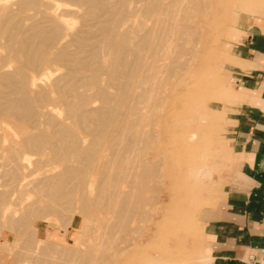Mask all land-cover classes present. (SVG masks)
Wrapping results in <instances>:
<instances>
[{"label":"rangeland","instance_id":"rangeland-1","mask_svg":"<svg viewBox=\"0 0 264 264\" xmlns=\"http://www.w3.org/2000/svg\"><path fill=\"white\" fill-rule=\"evenodd\" d=\"M104 1L108 2L102 3L103 1H101L99 3L102 4L95 3L93 5L95 7L93 8L90 4L77 2L76 0H35L34 5L28 3L29 6H27L23 3L26 9L24 5L23 7L21 6L22 4L19 5L17 3L20 0H0V74L3 72L12 74V78L16 80L15 82H18L17 80L19 79L18 84L21 83L22 85H19L24 87V89L26 88V92L30 91L28 93L30 96L34 94V98H36L40 95L38 94L40 92L43 99L46 98L42 102V98L39 99L40 102H38L39 100L37 102L34 101L32 109L29 110L33 116L30 113L28 117L26 116L27 122L29 121L28 123H24L25 119H21L22 122L17 115L0 114V263L2 264H54L53 262L55 261H58L59 264L64 263V261L68 264H199L201 262L198 258L203 247V223L210 211L219 204L221 189L226 182L225 177L231 171L230 162L234 157L232 149L229 146L230 138L227 136L231 122L229 117L232 110L231 105L238 100L233 88L234 83L228 70L229 65L237 63L233 62V56L229 51L232 33L235 27L247 16L262 11L264 0H161L162 5L166 7L164 6V9H162L163 6L155 9L152 8V12L150 11V13L149 11H144L145 13L140 11L135 12L134 9L140 6V3L137 2L138 0H127L125 8H128V11L125 14L126 16L124 15V19L126 20H121L119 27L121 26V29L128 28L129 38H131L129 41L132 48L136 44L141 46L140 42L144 41V38H141V36L145 35L144 33L150 31V29L156 30V40L161 39L156 44L158 45V42L161 41L164 44L161 43V47H154V45H151V40H149V47L147 44L144 47V41L141 47L144 50H134V54L137 52L135 56L138 54L141 55V59L144 58L141 60L143 63L141 62V65L138 66V69L141 70H138V73L141 75L144 71L145 73L146 71L149 73H144V75H147V80L146 76L142 75L144 79L139 75L140 77L137 79H141L142 81L143 78L144 82H141V85L140 83H135L136 86H134L137 88L134 89V91L136 90L135 93L143 95L141 103L137 100L141 106H138V103H135L136 100H134L135 102L133 101V103L138 107L135 105L136 109H133L131 114L129 113L125 116V119L128 121L131 118L132 121L134 118H137L135 120L136 123L133 121L135 127L130 126L129 135L127 134V138H129L128 142L132 143V146L130 145V148L127 149L131 155L128 158L129 162L123 158V162L119 160L122 165L116 160L114 163H110V171L113 172L115 180L118 181L113 182L117 184V187L119 185V191L127 193L126 195L128 196L124 194L126 196L124 198L125 201L129 198L127 203L131 205L128 206L125 202L128 208L125 206L126 209H123L125 214H122L123 217L119 216L123 221L114 214V209L108 212L111 208L115 207L114 205H116L117 209L120 207L119 197L118 200L117 197H112L111 199L110 194H108V197L102 194L103 197H106L97 198L99 195L97 196L96 194L95 186L98 182L96 171L100 168L99 166H101L102 162L106 161L105 159L109 157L106 148L110 146L111 141L104 139L103 141L101 140V143L98 142L101 144V149L99 145V147L96 146L97 158L107 157L100 160L96 158L95 165H93L94 168L89 169L84 184H78L77 181L73 180L70 184L74 186L73 189L76 188L69 197L61 196L64 192L62 189L56 193L52 200L49 199V196L46 198L44 190L35 191L33 187L44 175L45 178L47 176L46 179L52 176L51 172L55 174L60 171V178L64 177L65 174L62 173L64 170L62 167L77 163V157L75 153L73 155L70 153L68 163V158L64 162L62 160H54L56 151L51 149V141L49 139V141L46 140V143H43V146L40 145L36 148L38 151L35 148L34 150L33 148H26L23 142L24 134L26 136L30 132H34L33 135L36 133V135H39L38 133H42L45 130L44 134L46 135L47 132L46 136L49 137V134L53 133L57 128L59 129L62 125L69 128L70 132L74 134L73 136L85 138L86 144L93 140L92 135L89 136V134L83 131L84 128L83 130L82 128L80 129V127H85L84 125L87 122L84 125L82 124L83 126L78 125V127L74 121V116L70 113L71 108L69 106H72V103L70 104L69 100L71 102L75 101L73 97L76 94L73 95L74 92L72 94V90L69 89L71 90L69 92L72 94V97H70L71 95L67 93L68 96L70 95L68 97L70 105L68 102H64V104L67 103L68 105H66V108L62 102V100L67 101V99H64L67 96L63 95L64 91H62L63 89L60 86L64 87L65 85L66 87L67 80L70 79L69 74L66 73H70L73 67L58 64L54 60V54H56V49L59 50L62 46L70 53H77L81 48L87 49L92 44L89 48H101L96 28H94V32L97 33L92 35H95L96 39L90 36L86 40L90 41H85L82 46L76 42V36L77 33L81 34L80 32L83 28L82 33L89 30V28L98 27L101 19L106 20L109 17L106 22L113 23L111 18L114 19L116 14L108 16L106 14L109 13H104L103 10L117 9L118 11V7L121 6L117 4L119 0H115V2L113 0ZM121 7L119 11L124 9ZM165 9H167L166 13ZM161 10L162 12L164 10L163 15L160 14L158 18L159 13L157 14V11L161 13ZM94 14H98L99 19ZM9 16L11 19L8 18ZM86 16L89 17V20H87L88 18L86 19L87 22L84 20ZM19 19L24 20L19 21ZM90 20L92 21L89 23ZM35 21L41 23L44 21L46 28L49 29L50 27L52 30L53 28L57 31L59 30L58 33L60 34H58L55 42L52 43L53 45L48 44L49 42H41V44L39 43L40 41H37L36 46L39 45L40 51L32 56L33 61L29 60V64L25 57L27 55L21 51H17L19 49L17 43L18 40L20 41L25 36L24 28L27 29V26ZM13 22L16 24L12 25ZM85 22L93 27L88 26L89 24L86 25ZM17 24V31L20 32L19 27H21L22 33L20 34L16 31V36L14 34L15 42H13V40L11 41L8 38L9 34L7 33L11 29H13L11 33H15ZM12 26H16V29ZM140 29L143 30L141 31ZM162 29L163 31H161ZM135 32L141 35L139 36L140 38L135 36ZM9 41L10 44H8ZM5 42L6 45L8 44L7 46L4 45ZM11 45L13 46L12 49H10ZM153 48H161L160 50L158 49L159 51L156 50L158 56H154L157 53L156 51H152ZM103 49V56L101 55L102 59L100 60L107 67L109 62L107 65L106 62L110 60L112 62L114 57L112 56V59H110V56L114 55L112 54L114 49ZM111 49H113L112 52ZM166 49L167 52L165 51ZM15 50L16 53H13ZM42 52L43 55L40 54ZM110 53L111 55H109ZM131 53L128 55V58L130 62H133L134 57ZM159 57L161 59H158ZM153 60H157L156 63ZM147 65H150L149 68H147ZM82 71L85 73L81 72L80 74H83L82 76L85 75L83 81L87 75H92L90 70L85 71L83 69ZM102 71L107 73L104 67ZM102 71H99V73ZM100 74L97 76L100 77ZM88 76L86 79L89 78V82L86 80V82L80 84L83 82L80 81L78 84L82 86H76L77 88L75 89L77 90L73 89V91H81L82 93L85 92V94L88 92L86 96L89 97L90 94L93 96L92 93L96 94L102 86L107 91L114 94L117 93L116 89L110 86L111 82L118 83L117 80L119 79L114 80V82L113 80H109L110 78L107 74L103 75L102 73V78L98 79H101L100 81L97 80V76L96 80L92 81L90 80L91 77ZM106 78L108 79L106 80ZM105 80L107 81L106 84H104ZM2 83L0 80V90L5 91V85ZM93 90L96 92H93ZM95 94L93 97L96 96ZM18 96H21V94H18ZM95 98L98 99V95ZM95 98H89L91 102L94 100V103H90V106L102 104L99 103L101 100H95ZM121 99L123 103H121ZM126 103L128 104L129 102L124 96H121L120 102L119 99L117 102V104H122L120 107L118 105L121 109H124L125 105H127ZM68 108L70 109L68 110ZM134 110L136 111L134 112ZM29 111L26 112V115ZM141 115H143V118ZM31 117L33 118L32 121ZM27 118L30 119L28 120ZM114 118L121 119L123 115L120 114L118 117L116 115ZM139 119L140 121H137ZM49 121L50 123H48ZM132 121L130 122L132 123ZM88 125L90 126L91 124L87 123L86 126ZM107 144L109 145L107 146ZM56 150L58 151V148ZM71 157L72 160L75 158L73 161H76L73 162ZM136 157L139 160L136 161ZM107 159L110 161L114 160L112 158ZM59 161L63 164L62 166ZM202 162H205L208 166L210 171L208 177L200 180L188 174L190 167L199 166ZM139 167L144 168L142 170L143 173L139 171L141 170ZM3 169L15 170V174L13 177L5 175V170L2 173ZM126 171H128V175L124 177ZM145 171H148L150 174L148 172L145 173ZM121 172L124 173L120 175ZM54 176H57V174ZM117 176H120L121 179L119 177V180ZM74 181L75 183H72ZM127 181L130 182L129 185H127L129 183ZM75 185H78V189ZM4 194L5 197L2 196ZM95 195L96 197H94ZM94 198L96 201L99 199L103 202L99 203L98 201L97 204ZM108 199L111 205L107 202ZM84 200L87 201L85 209L81 207ZM58 202L64 203L63 206L66 205L64 207L66 210L62 207L61 211L56 209L55 205ZM38 205L41 208L35 209ZM42 206L44 207L42 208ZM28 210H33V212L31 213ZM28 212L32 214V217L29 216ZM11 213L13 216H11ZM23 213H28L29 218H33V220L29 221L32 227L29 226L28 222V226L25 225L24 237L22 236L18 239L15 232L17 227L13 223L11 224V222H9V226L6 220L10 218L14 221L15 218L24 215ZM126 217L128 218L126 219ZM10 219L8 221H11ZM49 225H51V228ZM14 226L16 229H14ZM32 229H35L34 232H32ZM27 237L30 240L31 238L37 240L36 243L35 240L27 243L30 241ZM22 243H27L28 245L26 244L25 247H22L24 246ZM55 244H58L56 246L57 251L62 248L61 251H56ZM60 244L66 248L63 249ZM40 245H43L45 249ZM72 249L74 251H71ZM15 251L20 253L21 260L17 259ZM60 253L63 254L62 257ZM28 256L30 257L26 258ZM15 257L18 260L17 262L14 259ZM35 258L36 260L34 261L33 259Z\"/></svg>","mask_w":264,"mask_h":264},{"label":"bare ground","instance_id":"bare-ground-1","mask_svg":"<svg viewBox=\"0 0 264 264\" xmlns=\"http://www.w3.org/2000/svg\"><path fill=\"white\" fill-rule=\"evenodd\" d=\"M77 2H82V3H87V4H90V5H92V7L94 8L95 6H93L95 3H97V4H102V3H107L106 1H104V0H76ZM101 1H103L102 3H99V2H101ZM22 2V3H21ZM111 2V1H110ZM113 2H115V0H113ZM117 2V1H116ZM126 2H127V0H119L118 2H117V4L118 5H121L120 7L121 8H124V9H122L121 11H119V9H120V7H118V5H117V7H118V11H117V9H105V10H103V12L104 13H109V14H106V15H112V16H114V14H116L115 16H114V19L113 18H111L112 19V22L113 23H108V22H106V20L109 18H106V20H100V22H99V24H98V27H93V26H90V22L92 21V20H90L89 21V23H87L86 24V22H87V20H89V17H84L85 19V24L86 25H88V26H90V27H93V28H89V30H86V31H84L83 33H82V31H83V29H82V31H81V29H80V33L81 34H78L77 33V36H76V42L79 44V45H84V43H85V41L88 39V37H90V36H92L93 34H95V33H97L98 32V40H99V42L101 43V48H89V47H91V46H88V48L87 49H84V48H81V50L80 51H78L77 53L76 52H74V53H70V52H67L63 47L64 46H62V47H60L59 48V50H57L56 48V51H58V52H56L55 51V53L56 54H54L55 56V58H54V60L58 63V64H60V65H63V66H65V65H70V66H72L73 68H71V67H69V68H71V71H70V73L68 72V73H66V74H69V76H70V79H68L67 81H68V83L66 84V87H65V85H64V87H65V89H64V87H62V86H60L63 90L62 91H64L62 94L63 95H66L67 96V98H64L63 96H61V97H63L64 99H67V101L65 100V101H63L62 100V102H63V104H64V102H68V97L70 96V97H72V94H73V92H74V94L73 95H75V97H73V98H75V101H73V102H71L70 100H69V102H70V104L72 105V106H69L70 108H71V110H70V113L74 116V118H75V123L77 124V126L78 125H84L86 122L88 123V124H91L90 126L88 125V126H86L87 125V123H86V125H84L85 127H80V129L82 128V130H83V128H84V132L85 133H87V134H89V136H93L92 137V139L93 140H91L89 143H85V138H82L81 136L79 137V136H73L74 134H72L71 132H70V130H69V128H67V127H65V126H61L58 130L56 129V130H54V128H52L54 131H53V133H51V134H49V137L48 136H46L48 133L46 132V135L44 134V132H45V130H44V132L41 130V129H39V130H41L42 131V133H38L39 135H36V134H34L33 135V133L34 132H30V134H27V132H26V136H25V134H24V139H23V142L25 143V146H26V148L28 147V148H33V150H34V148L36 149V148H38V146H43V143L47 140V141H51V143H50V147H51V149H53L54 151H56L55 152V154H56V157H54V160H62V162H64V160H67V158H68V161H67V163L69 162V160H70V157H69V154L70 153H72V155H73V153H75V155H76V159H77V163H75V164H73V165H66L65 167H62L64 170H63V172L62 173H64L65 174V176L63 177L62 176V178H60L61 176H60V174L59 173H61L60 171H58V173H55V174H57V176H54L55 174H53V172H51L52 173V176H49V178L48 179H46L47 178V176H46V178H45V175H44V179L43 178H41V180L33 187L34 189H35V191L36 190H44L43 192L44 193H46V198H47V196H49V199L50 200H52V198L56 195V193L58 192V191H61L62 189H63V193L61 194V196H64V197H69V195L71 194V193H73V190L76 188H74L73 189V187L74 186H72L71 184H70V182L71 181H73V180H75V181H77V183L79 184V183H81V184H84V182H85V179H86V177H87V173H88V171H89V169H92V167H93V165H95L94 164V162L96 161V158L98 157L97 155H96V152H97V149H96V146L97 147H99L101 144V142L104 140V139H108L109 141H111V143L110 142H108V143H110V146H108L109 144H107V146L109 147H107L106 148V151H108L107 152V154L109 155V157H107L106 155V157L107 158H112V159H114L113 161H110V160H108L106 157H104L103 156V158H100V159H104V158H106L105 160L106 161H104V162H102V164H101V166H99L100 168H98V170L96 171V174L98 175L97 176V178H98V182H97V185L95 186L96 187V194H97V196L99 195V197H97V198H100V197H102V198H104V197H108V194H110L111 195V199H112V197L113 198H116L117 197V200H118V197H119V200H120V207L117 209V207H116V205H114L115 207H113V208H111V206H110V210L108 211V212H110V211H112V209H114V214L115 215H117L118 217L120 216V217H123V209H126V207L128 208V206H131V205H129L127 202H128V200H129V198H127L128 200L127 201H125V198H124V196L127 194H125V192L123 193L122 191H119L118 189V187H119V185H118V187H117V184L115 183V182H118V181H116L115 180V177H114V175H113V172L112 171H110V169H111V167H110V163L111 162H115V160L118 162L119 160H122L123 158L124 159H127L128 160V158H129V151H127V149H129L130 147V145L132 146V143L131 142H128V139L129 138H127V136L129 135V132H130V129L129 128H131L130 126H134L133 124L134 123H136V119L137 118H134L133 119V121H135L134 123H133V121H132V118H131V120L130 121H132V123L130 122V121H128V120H126L125 119V116L126 115H128L129 113L131 114V111L133 110V109H136L134 106L136 105V104H134L133 103V101L134 100H136V102L135 103H138L137 105L139 106H141V100H142V94H136L135 93V91H134V89L136 88V87H134V86H136L135 85V83H140V85H141V82H144V77L146 76V80H147V75H144V73H145V71L143 72V74L142 75H144V77L141 75V74H139L138 73V66H140L141 65V60L142 59H144V58H142L141 59V55H138L137 54V56H135V54L137 53V52H135V54H134V50L136 49L137 51L139 50V49H143V48H141L143 45H144V47H146V45L145 44H147V46L149 47L150 46V44H148V41L149 40H151V45H154V47H158V46H160L161 47V43L162 44H164L162 41L161 42H158L159 44L157 45L156 44V42L157 41H160V40H156V35H155V32H156V30H151L150 29V31H148V32H146V33H144L145 35H143V36H141V35H138L136 32V35L135 36H141V38H144V41H145V43H144V41H142V42H140L141 43V46L139 45V44H136L135 46H134V48H132V45H130V41H129V39H131V38H129V31L127 30L128 28L127 27H125V28H127V29H121L120 27H119V23H120V25H121V20H123L124 19V17L126 16L125 14H126V12L128 11V8L126 9L125 8V6H126ZM137 2H139L140 3V6L139 7H136L135 9H134V11L136 12H138V11H140V12H143V13H145V12H148L149 11V13H150V11L152 12V8H159V7H162L163 5H162V1L161 0H138ZM17 3H19V5H21V6H25V4L27 5V6H29V4H33V3H35V0H20V2H17ZM23 3H25V4H23ZM29 3V4H28ZM110 4V3H109ZM164 4V3H163ZM14 5V4H13ZM15 5H16V3H15ZM34 5V4H33ZM114 5H116V4H114ZM17 6V5H16ZM23 6V7H24ZM87 6V5H86ZM110 6V5H109ZM113 6V5H112ZM111 6V7H112ZM165 6V5H164ZM164 6H163V8L162 9H164ZM168 6H169V4H168ZM168 6H167V9H168ZM88 7V6H87ZM117 7H115V8H117ZM166 7V6H165ZM12 8V7H11ZM18 8V7H17ZM19 8H20V6H19ZM22 8V7H21ZM24 8H26V6L24 7ZM31 8V7H30ZM97 8V7H96ZM95 8V9H96ZM113 8V7H112ZM27 9V8H26ZM35 9H37V8H35ZM90 9H92V8H90ZM99 9V8H98ZM161 9V8H160ZM167 9H165V13L167 12ZM100 10V9H99ZM97 11V10H95V11H97V12H101V11ZM145 11V12H144ZM7 12V11H6ZM90 12H93V11H90ZM131 12H133V10H131ZM163 12H164V10H163ZM162 12V10H161V13L160 12H158L157 11V14H158V18H159V15L160 14H162L163 13ZM44 13V12H43ZM42 13V14H43ZM95 13V12H94ZM134 13V12H133ZM34 14H35V11H34ZM90 14V13H89ZM93 14V13H92ZM12 15V14H11ZM10 15V16H11ZM31 15V14H30ZM83 15H85V14H83ZM91 15V14H90ZM94 15H96V14H94ZM99 15H100V13H99ZM125 15V16H124ZM128 15V14H127ZM163 15V14H162ZM8 17V18H10L11 19V17ZM102 16V15H101ZM100 16V17H101ZM96 18H98L99 16H98V14L95 16ZM94 17V18H95ZM28 18V17H27ZM88 18V19H87ZM161 18V17H160ZM9 19V20H10ZM18 19V18H17ZM87 19V20H86ZM91 19H93V18H91ZM99 19V18H98ZM22 20H24V19H22ZM22 20H20L19 19V21H22ZM26 20V19H25ZM114 20V21H113ZM124 20H126V19H124ZM4 21V20H3ZM2 21V22H3ZM16 22H17V20H15ZM30 21H32L31 19H30ZM38 21H41V20H38ZM94 21V20H93ZM109 21V20H108ZM8 22V21H7ZM7 22H5V23H7ZM54 22V21H53ZM96 22V21H95ZM19 23V22H18ZM126 23V22H125ZM14 24H16L15 22H13L12 23V25H14ZM31 25H29V26H27V29L26 28H24V26L22 25V23H21V25H22V27L25 29V30H23L24 31V33H25V36H23L24 38H22L20 41L18 40V45L19 46H17L19 49L17 50L18 52L19 51H21V52H23V53H25L27 56H25L27 59L26 60H28L27 62L29 63L31 60L33 61V55H36L35 53H38L39 51H40V47L38 48V43H37V45L38 46H36V42L38 41H40L39 43H45V42H49L48 44H52V43H54L55 42V40H56V38H57V36H58V34H60V33H58V31L56 30V29H54L53 27V30L52 29H50V27H49V29L48 28H46V26L44 25V21L41 23V22H34V23H30ZM93 24V23H92ZM124 24V23H123ZM127 25H128V23H126ZM5 25V24H4ZM11 25V24H10ZM25 25V24H24ZM55 25V24H54ZM59 25V24H58ZM20 26V25H19ZM48 26V25H47ZM50 26V25H49ZM59 26H61V25H59ZM124 26H125V24H124ZM133 26V25H132ZM12 27H14V26H12ZM12 27H10V28H12ZM26 27V26H25ZM81 27H82V25H81ZM80 27V28H81ZM15 29H16V26L14 27ZM58 28V27H57ZM62 28H63V26H62ZM62 28H60V29H62ZM94 28H96L97 29V32H94ZM141 28V27H140ZM14 29V30H15ZM19 29H20V32L19 31H17L18 30V24H17V29L14 31L15 33H11V30H13V29H11L10 31H9V33H7V34H9L8 35V38L12 41L13 40V42H15V40H14V34H15V36H16V31H17V33L19 32L20 34L22 33L21 32V27H19ZM59 29V28H58ZM86 29V28H85ZM93 29V30H92ZM131 29H133V27H131ZM136 29H139V28H136ZM144 29V28H143ZM143 29H140L141 31L143 30ZM8 30V29H7ZM6 30V31H7ZM129 30H130V26H129ZM147 30H149V29H147ZM165 30V29H164ZM168 30H170V29H168ZM61 31H63V30H61ZM135 31V30H134ZM161 31H163V29L161 30ZM166 31V30H165ZM171 31V30H170ZM169 31V32H170ZM78 32V31H77ZM144 32H145V30H144ZM175 32V31H174ZM63 34V33H62ZM74 35V34H73ZM79 35H81V36H79ZM131 35V34H130ZM172 35H174V34H172ZM10 36V37H9ZM62 36V35H61ZM71 37H72V35H70ZM95 36V35H94ZM94 36H92V38H95L96 39V37H94ZM132 37V36H131ZM161 37V36H160ZM16 38V37H15ZM73 38V37H72ZM72 38H71V40H72ZM140 38V37H139ZM8 39V40H9ZM159 39V38H158ZM7 40V39H6ZM90 40H88V41H86V42H89ZM97 41V40H96ZM135 41H136V39H135ZM138 41H139V39H138ZM7 42V41H6ZM6 42H5V46H7L8 44H10V41L8 42V44L6 45ZM13 42H11V43H13ZM41 43V44H42ZM142 43H144L143 45H142ZM14 44V43H13ZM88 44V43H87ZM96 44V43H95ZM98 44V43H97ZM166 45H167V43H165ZM53 45V44H52ZM99 45V44H98ZM10 46V45H9ZM12 46V45H11ZM51 46V45H50ZM140 46V47H139ZM136 47V48H135ZM139 47V48H138ZM167 47V46H166ZM13 48V46L12 47H10V49H12ZM45 48H47L46 46H45ZM103 48H113L114 49V51L112 52V50L113 49H111V52H112V54H114V55H111V53L109 54V55H111L110 56V59H112L111 57L112 56H114L113 57V59H112V62H110V61H107L106 62V65H107V63L109 62V64L107 65V67H105L102 63H101V60L100 59H102L101 58V55L103 56V51L102 50H104ZM163 48H164V45H163ZM17 49V48H16ZM44 49V48H43ZM61 49V50H60ZM148 49V48H147ZM154 49V48H153ZM152 49V51H156V50H158L159 48H155L154 50ZM161 49V48H160ZM159 49V50H160ZM9 50V49H8ZM135 50V51H136ZM144 50V49H143ZM149 50V49H148ZM158 50V51H159ZM12 51V50H11ZM71 51H73V50H71ZM162 51V50H161ZM164 51V50H163ZM166 52H167V49L165 50ZM10 52V51H9ZM17 52V53H18ZM132 52V53H131ZM147 52H149V51H147ZM13 53H16V50L13 52ZM104 53H107V52H104ZM133 54V57H134V61L133 62H130L129 61V58H128V55L129 54ZM139 53V52H138ZM150 53V52H149ZM156 53H157V51H156ZM40 54H42L43 55V52L42 53H40ZM40 54H39V58H40ZM108 54V53H107ZM155 54V53H154ZM41 55V56H42ZM108 55V56H109ZM144 54L142 53V56H143ZM158 56V53L157 54H155L154 56ZM161 55V54H160ZM159 55V56H160ZM164 55V54H163ZM24 56V55H23ZM108 56H106L107 57V59H109L108 58ZM132 56V55H131ZM35 57V56H34ZM106 57H105V59H106ZM144 57V56H143ZM147 57V56H146ZM164 57V56H163ZM12 58H14V57H12ZM16 58V57H15ZM19 58V57H18ZM37 58V57H36ZM104 58V57H103ZM165 58V57H164ZM163 58V59H164ZM167 58V57H166ZM24 59V58H23ZM156 59V58H155ZM158 59H161L160 57L158 58ZM30 60V61H29ZM157 61V60H156ZM156 61L155 60H153V62L154 63H156ZM163 61V60H162ZM26 62V63H27ZM35 62V61H34ZM130 62V63H129ZM152 62V61H151ZM152 62V63H153ZM158 62H159V60H158ZM33 63V62H32ZM129 63V64H128ZM143 63V62H142ZM148 63V62H147ZM165 63V62H164ZM30 64V63H29ZM149 64V63H148ZM144 65H146V64H144ZM150 65L152 66V64L150 63ZM150 65H147L148 67L147 68H149V66ZM160 65H162V64H160ZM27 66H28V64H27ZM68 67V66H67ZM105 68V71L107 72V73H104L103 71H102V68ZM144 67V66H143ZM161 67H163V66H161ZM160 67V68H161ZM140 68V67H139ZM166 68V67H165ZM83 69H85V71L86 70H90L91 71V73H92V75L90 74L89 76L91 77L90 78V80H92V81H94V80H96V78L99 76V74H100V77L102 76V73H103V75L105 74H107V76L110 78L109 80H117V79H119V80H117V82L118 83H116L115 81V83H113V82H111L112 84H111V86L110 87H113V89H116V91H117V93L116 94H114V93H112V92H110V91H107V89H104V87H100L99 89H98V91L96 92L95 90H93V92H96V94L95 93H92L93 94V96H94V94L96 95L95 97H97V95H98V99L99 100H101V102H99V103H102L101 105L99 104L98 106L96 105V106H90V103H94L93 101L91 102L90 100L93 98H95V97H93V96H91V94H90V96L89 97H87L86 95H87V93L88 92H86V94H85V92L84 93H82L81 91H78V92H75L77 89H75V88H77L78 86H82V85H79L78 83L81 81H83V77L85 76H82V75H80L81 74V72L82 73H84V71H82ZM142 69V68H141ZM151 69H152V67H151ZM151 69H149V70H151ZM155 69V68H154ZM169 69V68H168ZM161 70V69H160ZM99 71H102V72H100L99 73ZM139 71H141V70H139ZM157 71V70H156ZM97 72H98V74H97ZM153 72V71H152ZM20 73V72H19ZM147 73H149V72H147L146 71V73L145 74H147ZM155 73V72H154ZM21 74V73H20ZM85 74V73H84ZM98 75V76H97ZM139 75H141L143 78H142V81H141V79L139 80V79H137L138 77H140ZM24 76V75H23ZM88 76V75H87ZM86 76V77H87ZM88 76V77H89ZM97 76V77H96ZM106 76V77H107ZM64 77V76H63ZM86 77H85V80L82 82V83H80V84H83L84 82H86V80L88 81V79L89 78H87L86 79ZM100 77H98L97 78V80L100 78ZM149 77H150V74H149ZM102 78V77H101ZM152 78V77H151ZM150 78V79H151ZM15 78H12V74H10V73H1L0 74V80H1V83L3 84V85H5V88L6 89H4L5 91H1L0 90V98H1V100H0V114H7V115H17L18 117H19V119L21 120H24L25 122L24 123H28L27 122V120H26V116L28 117V114L30 113V109H32V104L34 103V101H38L40 98H42L41 99V102L42 101H44V100H46V98L45 99H43V96L41 95V93L39 92H37L38 94H40L39 96L36 94V96H38V97H36V98H34L35 96H34V94L33 95H29L28 93H30V91L29 92H26L27 90H26V88L24 89V87H21L19 84H21V83H19L18 84V82H19V79L17 80L18 82H15L16 80H14ZM108 78H106V80H107ZM101 80V79H100ZM100 80H98V81H100ZM104 81L105 83L104 84H106V82L107 81ZM66 81V82H67ZM92 81H91V83H92ZM98 81H97V83H98ZM140 81V82H139ZM89 82V81H88ZM87 82V83H88ZM86 83V84H87ZM90 83V85H92V84H94V83H92L91 84ZM109 83V82H108ZM147 83V82H146ZM78 84V85H77ZM89 84V83H88ZM87 84V86H89ZM98 84H100V82L98 83ZM110 84V83H109ZM22 85V84H21ZM140 85L138 84V86L140 87ZM23 86H24V84H23ZM77 86V87H76ZM85 86V85H84ZM137 86V87H138ZM95 87V86H94ZM99 87V86H98ZM97 87V88H98ZM69 89H71L72 90V92H71V90H69ZM73 89H75V91H73ZM137 89V88H136ZM143 89H145V88H143ZM84 90V89H83ZM87 90V89H86ZM72 93H70V92ZM85 91V90H84ZM89 91V90H88ZM35 93V92H34ZM66 93V94H65ZM67 93H69L70 95L68 96L67 95ZM18 94L20 95L21 94V96H18ZM83 94H85V95H83ZM17 95V96H16ZM121 96H124L125 98H127V101L129 102L127 105H125V107H124V109H121V108H119L122 104H117V102H118V99H119V102H120V98H121ZM91 97V99H89ZM118 97V98H117ZM62 98V99H63ZM144 98V97H143ZM33 99H35V100H33ZM71 99V98H70ZM98 99H96L95 98V100H98ZM71 100H73V99H71ZM116 100V102L114 103V101ZM122 100V99H121ZM140 102H138V101ZM38 102H40V100L38 101ZM69 102H68V104H69ZM121 103H123V100L121 101ZM69 104V105H70ZM66 105H67V103H65L64 104V106L66 107ZM118 105H119V107H118ZM136 105V106H137ZM68 106V105H67ZM137 106V107H138ZM67 108V107H66ZM70 108H68V110L70 109ZM27 111H29L28 113H27V115H26V112ZM136 110H134V112H135ZM122 114L123 115V118H121V119H115L114 118V116L116 117V115H117V117L120 115V114ZM31 114V113H30ZM32 115V114H31ZM30 115V116H31ZM138 115V114H137ZM29 116V117H30ZM33 116V115H32ZM142 116V118H143V115H141ZM140 117V116H139ZM138 117V118H139ZM141 117H140V119H142ZM28 120L30 119V118H27ZM140 119L139 120H137V121H140ZM21 120V121H22ZM33 120V118L31 117V121ZM52 121V120H51ZM23 122V121H22ZM48 123H50V121L48 122ZM51 124H53V123H51ZM51 124H50V126H51ZM131 124V125H130ZM82 125V126H83ZM54 126V125H53ZM56 126V125H55ZM52 127V126H51ZM79 127V126H78ZM135 127V126H134ZM129 130V131H128ZM40 131V132H41ZM128 134V135H127ZM110 135V136H109ZM142 138H143V136H142ZM49 139V140H48ZM86 139H87V136H86ZM90 139V138H89ZM102 140V141H101ZM142 140V139H141ZM140 140V141H141ZM88 142V141H87ZM98 142H100V143H98ZM113 142V143H112ZM137 142V141H136ZM46 143V142H45ZM131 143V144H130ZM139 143V142H138ZM52 144V145H51ZM97 144V145H96ZM24 145V144H23ZM99 145V146H98ZM138 145V144H137ZM136 146V145H135ZM50 147H49V149H50ZM42 148V147H41ZM58 148V151L56 150V149ZM100 149H101V146H100ZM37 150V149H36ZM35 150V151H36ZM41 150V149H40ZM39 150V151H40ZM99 150V149H98ZM38 151V150H37ZM41 151H43V150H41ZM45 151V150H44ZM55 154H54V156H55ZM142 154V153H141ZM140 155V154H139ZM139 155H138V157H139ZM131 156V155H130ZM141 156V155H140ZM51 158H53V157H51ZM50 158V159H51ZM75 159V158H74ZM73 159V160H74ZM97 159H99V158H97ZM99 159V160H100ZM46 160H48V159H46ZM54 160H50V161H54ZM71 160H72V157H71ZM72 160V161H73ZM132 160V159H131ZM130 160V161H131ZM134 160V159H133ZM137 160H139V158L137 159V157H136V161ZM75 161H73V162H75ZM36 162V161H35ZM100 162V163H101ZM120 162V161H119ZM118 162V163H119ZM122 162H123V160H122ZM127 162H129V160L127 161ZM139 162V161H138ZM59 163H61L60 161H59ZM131 163V162H130ZM71 164V163H70ZM117 164V163H116ZM119 164H121V162L119 163ZM63 164L61 163V166H62ZM122 165V164H121ZM129 165V164H128ZM124 166H125V164H124ZM130 166V165H129ZM122 167V166H121ZM142 167V166H141ZM141 167H139L141 170H139V171H142L144 168H141ZM62 168H59V169H62ZM94 168V167H93ZM130 168V167H129ZM4 170L5 169H3L2 170V173L4 172ZM127 170V169H126ZM151 170V169H150ZM15 171V170H14ZM14 171L13 170H5V175L7 174V175H9V176H12L13 177V175L15 174L14 173ZM57 171V170H56ZM62 171V170H61ZM139 171H137V172H139ZM118 172H120V171H118ZM117 172V174L119 175V173ZM148 172V171H147ZM146 171H145V173H147ZM151 172V171H150ZM124 172H121L120 173V175L121 174H123ZM142 173H143V171H142ZM149 173V172H148ZM17 174V173H16ZM48 174H50V173H48ZM48 174H46V175H48ZM58 174H59V177H58ZM115 174V173H114ZM150 174V173H149ZM62 175V174H61ZM128 175V171H126L125 173H124V177H126ZM17 177H18V175H16ZM42 177V176H41ZM119 177L120 176H117V178L119 179ZM137 177V176H136ZM16 178V177H15ZM123 178V177H122ZM120 179H121V177H120ZM119 179V180H120ZM123 180V179H122ZM127 180V179H126ZM75 181L74 182H72V183H75ZM113 181H115V182H113ZM124 181V180H123ZM132 181V180H131ZM120 182V181H119ZM122 182V181H121ZM127 182H129V181H127ZM113 183H115V184H113ZM119 184V183H118ZM130 184V182L127 184V185H129ZM137 185V184H136ZM75 186H77V189H78V185H75ZM135 188V187H134ZM136 189V188H135ZM124 191V190H123ZM131 193V192H130ZM102 194L103 195H106V196H102ZM125 194V195H124ZM139 194V193H138ZM101 195V196H100ZM109 195V196H110ZM2 196H4L5 197V194L4 195H2ZM43 196H45L44 194H43ZM82 196V195H81ZM126 196H128V195H126ZM125 196V197H126ZM64 197H62V198H64ZM94 197H96V195L94 196ZM101 198V199H102ZM124 198V199H123ZM132 198V197H131ZM61 199V198H60ZM86 199V198H85ZM95 199V198H94ZM37 200V199H36ZM43 200V199H42ZM87 200V199H86ZM86 200H84L83 201V203H82V205H81V207L83 208V209H85L86 207H87V201ZM104 200V199H103ZM105 200H106V198H105ZM114 200V199H113ZM138 200V199H137ZM81 201V200H80ZM94 201H96V199L94 200ZM99 201V203H102L103 201L102 200H97L95 203H97ZM106 202V201H105ZM107 202H109V204H110V200L108 199V201ZM128 204V206H126V203ZM35 203V202H34ZM45 203V202H44ZM44 203H42V204H44ZM89 203V202H88ZM94 203V204H95ZM33 204V203H32ZM46 204V203H45ZM53 204V203H52ZM51 204V205H52ZM56 204V203H55ZM64 204V203H63ZM63 204H61L60 202H58V204L57 205H55L56 206V209H58V210H62L61 209V207L62 208H64V207H66V205H64L63 206ZM98 204V203H97ZM107 204V203H106ZM27 205V204H26ZM37 205V204H36ZM47 205V204H46ZM45 205V206H46ZM111 205V204H110ZM124 206V207H123ZM126 206V207H125ZM26 207V206H25ZM27 207H28V205H27ZM44 206H42V208H43ZM34 208H35V206H34ZM37 208H39V205H38V207H36L35 209H37ZM41 208V207H40ZM39 208V209H40ZM116 208V209H115ZM35 209H33V210H35ZM65 210H66V208H64ZM33 210H28V211H31V213L33 212ZM52 211V210H51ZM126 211V210H125ZM27 212V211H26ZM35 212V211H34ZM38 212V211H37ZM52 212H55V211H52ZM57 212V211H56ZM63 212V211H62ZM85 212V211H84ZM29 213V212H28ZM23 213L24 215H22L21 217H18V218H15V220L13 221V220H11L10 218H7V220H6V217H8V216H6L5 217V220H6V223L8 222V224H9V222H11V224L13 223V225H15L16 227H17V229H16V227L14 226V229H16V237L18 238V239H20L23 235H24V230H25V225L26 226H28V222L32 219L33 220V218H29V216L30 217H32L31 215V213ZM36 213V212H35ZM86 213H87V211H86ZM112 213V212H111ZM129 213V212H128ZM137 213V212H136ZM12 214V213H11ZM38 214V213H37ZM36 214V215H37ZM125 214V213H124ZM127 214V213H126ZM132 214H133V212H132ZM21 215V214H20ZM29 215V216H28ZM11 216H13V214L11 215ZM17 217V216H16ZM36 217V216H35ZM116 217V216H115ZM119 217V218H120ZM125 218V217H124ZM128 217H126V219H127ZM8 219H10L11 221H8ZM122 218H120V220H121ZM115 220V219H114ZM2 221H4V220H2ZM122 221H123V219H122ZM1 222V221H0ZM121 222V221H120ZM27 223V224H26ZM30 223L31 222H29V226H31L30 225ZM13 225H11V226H13ZM107 225H109V224H107ZM9 226H10V224H9ZM50 226V228H51V225H49ZM32 227V226H31ZM10 228H13V227H10ZM27 228V227H26ZM36 229V228H35ZM35 229H32V232H34V230ZM12 230V229H11ZM31 230V229H30ZM48 232H49V230H47ZM50 231H51V229H50ZM28 232H29V230H28ZM8 233V232H7ZM31 233V232H30ZM27 234H29V233H27ZM35 234H36V232H35ZM4 235V234H3ZM7 235V234H6ZM31 236H32V234H31ZM30 236V237H31ZM33 236L35 237V235H34V233H33ZM32 236V237H33ZM24 237V236H23ZM37 237V236H36ZM27 239H29L28 237H27ZM30 240V239H29ZM32 240L34 241L35 239H33V238H31V240L29 241V242H27V243H30V242H32ZM25 241V240H24ZM36 241L37 240H35V243H36ZM27 243H22V245L24 244V246H22V247H25L26 246V244ZM63 243V242H62ZM31 244H33V243H31ZM28 245V244H27ZM48 245V244H47ZM58 245V244H57ZM56 244L54 245L55 246V248H56V246H57ZM64 245H65V243H64ZM41 246V245H40ZM49 246H50V244H49ZM54 246H53V248H54ZM60 246H62L61 244H60ZM70 246V245H69ZM32 247V246H31ZM30 247V248H31ZM41 247H43L44 248V246L42 245ZM63 247V249H65L66 247H64V246H62ZM28 248V247H27ZM27 248H26V250H27ZM35 248V247H34ZM50 248H52V247H50ZM52 248V249H53ZM54 248V249H55ZM68 248V247H67ZM73 248V247H72ZM75 248V247H74ZM1 249V248H0ZM33 249V248H32ZM41 249V248H40ZM45 249V248H44ZM49 249V248H48ZM62 249V248H61ZM61 249H58L59 251H61ZM17 250V249H16ZM25 250V249H24ZM34 250V249H33ZM22 251V250H21ZM39 251V250H38ZM46 251H48V250H46ZM52 251V250H51ZM56 251H57V248H56ZM59 251H57V252H59ZM65 251V250H64ZM71 251H74L73 249L71 250ZM1 252V251H0ZM16 252V251H15ZM50 252V251H49ZM30 253H31V250H30ZM38 253H40V252H38ZM37 253V254H38ZM44 253H46V252H44ZM62 253H63V250H62ZM68 253V252H67ZM47 254H49L48 252H47ZM61 254V253H60ZM35 255V254H34ZM41 255V254H40ZM68 255V254H67ZM70 255H71V253H70ZM16 256H17V259H20V253L17 251L16 252ZM36 256V255H35ZM38 256V255H37ZM63 256V254H61V257ZM65 256V255H64ZM30 256H28V257H26V258H29ZM43 257V256H42ZM47 257V256H46ZM4 258H5V256H4ZM23 258V257H22ZM25 258V259H26ZM59 258H60V256H59ZM65 258V257H64ZM15 259V261L17 262L18 260L16 259V257L14 258ZM67 259V258H66ZM1 260V259H0ZM21 260V259H20ZM34 261L36 260V258L35 259H33ZM32 260V261H33ZM41 260H43V259H41ZM40 260V261H41ZM56 260V259H55ZM58 260V259H57ZM13 261V260H12ZM14 261V263H16ZM31 261V262H32ZM47 261V260H46ZM60 261V260H59ZM12 263V262H11ZM20 263V262H19ZM54 264H59L58 263V261L56 262H53ZM64 263H67V262H65L64 261ZM64 263H61V264H64ZM0 264H2V263H0ZM10 264V263H9ZM13 264V263H12ZM68 264V263H67Z\"/></svg>","mask_w":264,"mask_h":264},{"label":"crops","instance_id":"crops-1","mask_svg":"<svg viewBox=\"0 0 264 264\" xmlns=\"http://www.w3.org/2000/svg\"><path fill=\"white\" fill-rule=\"evenodd\" d=\"M228 70L238 100L231 105L229 146L234 157L219 204L203 223L199 264H264V8L235 27ZM210 175L205 162L190 167Z\"/></svg>","mask_w":264,"mask_h":264}]
</instances>
